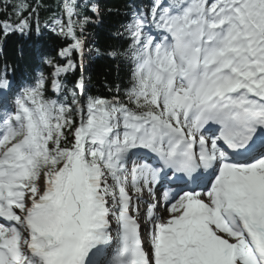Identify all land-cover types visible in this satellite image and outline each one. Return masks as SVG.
Returning a JSON list of instances; mask_svg holds the SVG:
<instances>
[{
	"label": "snow or ice",
	"instance_id": "snow-or-ice-1",
	"mask_svg": "<svg viewBox=\"0 0 264 264\" xmlns=\"http://www.w3.org/2000/svg\"><path fill=\"white\" fill-rule=\"evenodd\" d=\"M9 8L66 46L0 71V264H264V0H131L110 97L66 83L96 5Z\"/></svg>",
	"mask_w": 264,
	"mask_h": 264
},
{
	"label": "trees",
	"instance_id": "trees-1",
	"mask_svg": "<svg viewBox=\"0 0 264 264\" xmlns=\"http://www.w3.org/2000/svg\"><path fill=\"white\" fill-rule=\"evenodd\" d=\"M19 2L22 0H0V22L7 20L12 12L11 8L5 12L4 4ZM27 3L32 7L39 5L40 24L43 27L45 21L53 14L48 10L55 11L59 0H27ZM84 3H88L89 7L96 5L98 8V12L89 11L87 13L91 23L86 26L84 32V38L88 42L85 49H90L93 52V58L87 59L91 64V69L89 72L86 68L84 69L86 94L110 97L117 85H121L123 90L122 82L126 83V67L119 59H112L108 53L120 50L121 42L116 39V36L122 29L131 0H107L106 2L83 0L80 1L81 7ZM12 19L14 20L15 17L13 16ZM77 31L79 32V29ZM63 46H66V41L63 38L47 32L39 37L35 34L28 37H21L17 34L7 38L0 35V71L7 63L15 68V76L19 78L38 66L37 53L59 60L57 52ZM76 63L75 71L69 72L66 77L69 87L81 76L78 58ZM42 70L47 73V66L44 65ZM109 89L112 91L110 92Z\"/></svg>",
	"mask_w": 264,
	"mask_h": 264
},
{
	"label": "rangeland",
	"instance_id": "rangeland-1",
	"mask_svg": "<svg viewBox=\"0 0 264 264\" xmlns=\"http://www.w3.org/2000/svg\"><path fill=\"white\" fill-rule=\"evenodd\" d=\"M80 1H83V0H80ZM101 1H106V0H101ZM85 55H87V54H85ZM87 56H89V54ZM87 64L89 65L88 61H87ZM87 64L85 63L86 67H87Z\"/></svg>",
	"mask_w": 264,
	"mask_h": 264
}]
</instances>
